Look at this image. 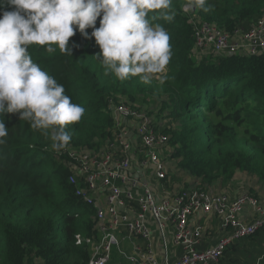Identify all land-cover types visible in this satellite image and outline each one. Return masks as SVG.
<instances>
[{
  "label": "trees",
  "instance_id": "obj_1",
  "mask_svg": "<svg viewBox=\"0 0 264 264\" xmlns=\"http://www.w3.org/2000/svg\"><path fill=\"white\" fill-rule=\"evenodd\" d=\"M206 6L209 11L193 6L192 0H172L171 21L163 18L169 10L148 13L152 26H163L170 36L172 56L166 69L178 72L162 74L160 89L174 105L170 118L180 121L173 129L159 130L162 122L158 120L159 124H152L155 132L187 138L189 143L201 135L198 150L187 151L179 162L190 175L207 183L221 178L227 186L241 173L253 180L249 187L264 186V62L256 56L197 54L188 22L192 15L229 33L246 32L264 13V0H207ZM13 9L8 0H0V14ZM73 28L71 54L61 53L56 45H52L53 53L37 44L29 45L28 51L42 70L64 85L72 102L85 109L78 123L66 127L72 137L68 148L92 153L112 138L113 107L121 103L120 98L137 101L141 95H153L156 88L139 76L121 81L114 73H106L99 46L90 35L92 28L85 30L88 37ZM0 119L9 128L5 143L0 144V264H87L100 232L95 206L75 193L85 183L78 174L74 183L69 181L74 174L71 160L51 148V130L45 135L32 128L18 112L5 113ZM164 183L171 190L167 171ZM194 185L202 187L203 182ZM240 187L237 183L236 189L233 185L221 193L232 200L243 192H236ZM243 193L263 198L253 190ZM212 227L214 245L223 234L216 224ZM210 264H264V227L233 239Z\"/></svg>",
  "mask_w": 264,
  "mask_h": 264
},
{
  "label": "built area",
  "instance_id": "obj_2",
  "mask_svg": "<svg viewBox=\"0 0 264 264\" xmlns=\"http://www.w3.org/2000/svg\"><path fill=\"white\" fill-rule=\"evenodd\" d=\"M190 25L200 54L256 56L264 62V13L246 32L229 33L195 19ZM121 103L113 107L115 130L103 149L60 150L71 160L69 181L78 174L85 183L76 195L96 208L100 240L87 264H210L233 239L264 227V199L242 192L230 200L195 185L166 189L161 154L168 135L155 132L148 112ZM213 217L223 235L201 248Z\"/></svg>",
  "mask_w": 264,
  "mask_h": 264
},
{
  "label": "clouds",
  "instance_id": "obj_3",
  "mask_svg": "<svg viewBox=\"0 0 264 264\" xmlns=\"http://www.w3.org/2000/svg\"><path fill=\"white\" fill-rule=\"evenodd\" d=\"M14 6L0 14V116L19 113L32 128L49 135L54 151L64 150L72 139L66 127L78 123L85 109L65 94L63 84L31 58L28 46H45L49 53L71 54L70 37L76 29L99 46L106 73L123 81L139 76L150 83L164 72L172 50L170 36L159 24L152 26L150 11L165 9L171 21L172 0H8ZM193 6L209 11L207 0H192ZM99 27H96L97 18ZM163 83V77L161 78ZM0 119V144L8 136Z\"/></svg>",
  "mask_w": 264,
  "mask_h": 264
},
{
  "label": "rangeland",
  "instance_id": "obj_4",
  "mask_svg": "<svg viewBox=\"0 0 264 264\" xmlns=\"http://www.w3.org/2000/svg\"><path fill=\"white\" fill-rule=\"evenodd\" d=\"M187 12L189 13V9H187ZM192 20H194V17L192 18V15H191L188 22L191 23ZM196 53L199 55H207L211 52H208L207 54H200L198 51H196ZM177 72L178 71L175 72L174 70L167 71V69L165 68L164 72L154 74L152 79L155 80L156 82L151 80V82L148 83V85L156 88L153 95H149V94L141 95L137 97V101H130V100L124 101V99L120 98V101L123 102L121 104L136 107L142 110L143 112H148L150 114V117H152V119L155 120L157 123L158 121L162 122V125H160L159 130H163L165 127H168L170 129L171 127L172 129L177 128L178 125L180 124V121L178 119H171L169 115V109L173 107L174 105L171 101H169L168 97L165 96L161 92V89H160L161 88L160 81H161L162 74L167 76L168 74H176ZM163 106L164 108H162ZM185 123L188 124L189 120H186ZM156 133H160V132L156 129ZM168 137L169 138L166 142L167 149H163L161 157H162L163 162L166 164V171L168 174L169 187L173 186V188H179V187L186 188L189 185L191 186V185L199 184L203 182L202 188L206 190L225 192L227 188H229L230 186L232 187L233 185L235 186L234 189H236L237 183H239L241 187L239 191H236V192H241V191L251 192L253 190V192H257L258 195L263 197L262 199H264V186L262 185V183H256L252 186V188L249 187V184L253 182V180L251 179L249 175L242 176L241 173H237L235 174L233 179L229 181V185L227 184V186L226 184L222 183L221 178L213 182L207 183L203 181L202 178H196L190 175L186 170H184L180 166L179 162L183 161L184 155L187 151L191 153H195L198 150L196 145L199 144L201 140V135L198 137L194 136L193 143H189L187 141V138L185 141L182 139L176 138L172 136L171 133ZM183 144L185 145V149H181ZM103 148L104 146L101 147V149ZM176 152H180V154L175 156ZM109 263H111V261Z\"/></svg>",
  "mask_w": 264,
  "mask_h": 264
},
{
  "label": "crops",
  "instance_id": "obj_5",
  "mask_svg": "<svg viewBox=\"0 0 264 264\" xmlns=\"http://www.w3.org/2000/svg\"><path fill=\"white\" fill-rule=\"evenodd\" d=\"M134 172H135L136 174H138V175L140 174V172H139L137 166L134 167ZM154 183H155V182H154ZM170 188H171V189H179V190L184 189V188H182V187H179V188H173V186H171ZM200 221H201V220H200ZM211 224L215 225V224H216V221H215V220H214V222L212 221ZM213 227H214V226H213ZM213 227H212V228H208V229L206 230V234H207L206 239L202 241L200 247H207V246L212 245V244L214 243L216 237H212V236L210 235L211 233H213ZM154 236H156L155 233H154ZM111 264H114V263H111ZM123 264H125V263H123Z\"/></svg>",
  "mask_w": 264,
  "mask_h": 264
}]
</instances>
